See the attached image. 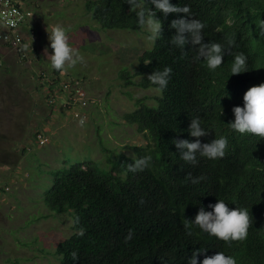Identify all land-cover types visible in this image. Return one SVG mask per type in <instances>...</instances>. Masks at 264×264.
Wrapping results in <instances>:
<instances>
[{
  "label": "trees",
  "instance_id": "obj_1",
  "mask_svg": "<svg viewBox=\"0 0 264 264\" xmlns=\"http://www.w3.org/2000/svg\"><path fill=\"white\" fill-rule=\"evenodd\" d=\"M188 6L189 19L204 24V42L234 43L222 65L210 71L204 62L194 59L192 46L185 50L170 43L175 30L173 19L186 14L153 11L151 0H86L85 9L101 29L137 30L138 14L155 19L162 32L151 49L137 60V85L154 88L148 80L155 70L171 68L167 87L156 97L155 105L138 101L133 111L125 113L127 123L145 133L148 144L133 147L134 156L121 154L108 159L109 168L95 162L64 165L52 171L54 182L44 194L45 207L55 213L73 211L70 237L61 242L57 253L61 264H186L195 250L198 264L205 256L224 252L237 264H264V139L234 132L228 123L234 119L232 108L243 106V94L264 82V0H171ZM243 53L248 70L231 74L234 55ZM54 71L53 85L60 79ZM132 83L127 69L119 74ZM128 75V77H127ZM73 78V77H66ZM127 78V79H126ZM53 88V87H52ZM192 118H199L209 131L201 143L221 136L228 141L223 158L209 160L197 154L196 163L180 159L172 143L191 137L188 128ZM150 155L152 165L143 172L130 173L132 158ZM189 176L200 178L192 184ZM223 199L229 208L248 210L250 225L246 239L230 243L209 236L198 228L188 235L185 219H194L203 206ZM78 220V224L74 221ZM83 236L75 235L78 228ZM129 229L133 238L125 242ZM78 259H71V252Z\"/></svg>",
  "mask_w": 264,
  "mask_h": 264
},
{
  "label": "rangeland",
  "instance_id": "obj_2",
  "mask_svg": "<svg viewBox=\"0 0 264 264\" xmlns=\"http://www.w3.org/2000/svg\"><path fill=\"white\" fill-rule=\"evenodd\" d=\"M85 1L27 2L33 12L31 19L36 31L33 47L39 48L46 65L50 63L45 49L51 52L47 27L50 29L57 24L66 29L69 44L84 57L83 64L58 75L63 82L69 79L66 77L80 81L83 94L80 100L86 102L82 108L87 115L81 126L71 112H67L65 127L59 129L58 135L49 143L43 137L45 142L39 143L40 148L34 147L22 161L21 157L16 160L10 157L12 162L10 158L3 157L9 165L11 163L10 168L20 170L25 180L12 185V188L4 187L8 193L6 201L0 206V264H61L62 256L57 253V247L72 234L74 213L70 209L63 213L51 212L42 201L53 185L54 169L89 161L109 168V158L115 160L121 154L132 157L135 155L133 147L148 144L145 133L127 123L124 114L133 111L138 101L155 105L156 97L160 96L154 88L139 87L140 77L134 75L139 55L151 49L155 40L150 38L149 19L137 30H104L85 9ZM24 42L26 49V37ZM5 46L0 42V55L5 58V68L17 75L22 72L27 74L32 80L29 86L41 83L43 88L40 91L35 89L37 100H43L48 94L52 97L49 86L54 75L44 67L36 68V56L28 49L30 44L23 58L14 49L6 47L18 55L15 56L18 61L13 55L6 56L8 49ZM32 61L33 70L30 66ZM124 69L128 70L132 83L128 84L127 80L120 78L119 74ZM13 81L15 77L0 75V98L9 95L5 87L12 86ZM59 95L56 93V97ZM24 181L25 184H22Z\"/></svg>",
  "mask_w": 264,
  "mask_h": 264
},
{
  "label": "clouds",
  "instance_id": "obj_3",
  "mask_svg": "<svg viewBox=\"0 0 264 264\" xmlns=\"http://www.w3.org/2000/svg\"><path fill=\"white\" fill-rule=\"evenodd\" d=\"M134 3V0H128ZM153 11L149 13L151 17H156V13L160 12L164 16L168 14H186L173 19L170 23V28L175 30L171 36L170 43L175 47L185 50L186 45H191L194 51V59L204 62L208 70L214 71L222 65L223 56L228 53L233 46V41L228 39L225 44L217 42H204L202 30L204 24L197 19H189L188 14L190 9L188 6L180 7L177 4L171 3V0H151ZM144 13L138 14L139 24H145ZM147 25L151 32V39H156L162 32V26L155 19H149ZM261 31L264 32V22L260 25ZM47 39L48 47L51 49L49 53L45 49L50 68L57 72H64L68 69H74L77 65L84 63V57L73 46L69 44V36L66 29L62 25H55L48 29ZM248 70L247 58L243 53L236 54L233 57L230 72L231 74H240ZM171 68L164 67L162 70H155L148 75V80L152 85L157 87V91L163 92L167 87L170 79ZM243 106H234L232 113L234 119L228 123V126L234 132L241 135L257 137L258 141L264 139V82L249 87L242 97ZM85 120L81 118L79 124L83 126ZM188 133L191 137L197 138L195 141L188 139H175L172 143L178 150L179 157L186 163L195 164L197 154L209 160L223 158L225 150L228 146V141L225 137L213 139L208 143H201V137L208 134L209 131L202 127L199 118H192ZM152 165V157L150 155L132 158V163H127V171L130 173L143 172L149 169ZM192 184L199 183L200 178H192L189 176ZM210 211L205 210L203 206L199 208L194 219H185L184 229L188 235L192 234L193 228H198L201 232L207 233L209 236H214L219 240L230 243L233 241H242L248 235L250 225V217L248 210L240 207L229 208L228 204L223 199H217L214 204H209ZM78 224V220L74 221ZM77 236L84 235V229L78 228L75 232ZM133 238V231L129 229L125 236V242ZM204 251V250H203ZM195 250L192 255L187 258L186 264H198L197 253L203 252ZM71 259L76 261L78 253L71 252ZM199 264H237L236 259L231 255H226L224 252H216L214 255L205 256Z\"/></svg>",
  "mask_w": 264,
  "mask_h": 264
},
{
  "label": "crops",
  "instance_id": "obj_4",
  "mask_svg": "<svg viewBox=\"0 0 264 264\" xmlns=\"http://www.w3.org/2000/svg\"><path fill=\"white\" fill-rule=\"evenodd\" d=\"M28 1L32 0H23V5L31 10L27 5ZM34 29L33 20L30 19L24 30L26 43L28 44L26 49L30 44L28 49L29 52L36 56L34 59L37 63L36 68L44 67V70L54 74L55 70H52L50 65L45 64L47 61L39 51V48L33 47L35 44L33 34L36 32ZM9 55H13L14 59L18 56L8 49L6 56L8 57ZM2 56L1 54L0 75L3 77H15V81H13L12 86L5 87L9 95L0 98V206L7 199L6 195L8 192L6 193L4 187L12 188V185L20 184V181L25 180L22 178L20 170L15 169V167L10 168L11 163L9 165V161L5 158L3 160V157H11L15 158V160L21 157L22 161L28 153L34 150V147L40 148L37 139L39 134L46 138L48 143L52 141V138L58 135L59 129L65 127L64 116L69 112L65 95L60 91H56L53 97L48 94V97H44L43 100H37L35 89L40 91L43 88L42 84L29 86L28 84L32 80L27 74L22 72L17 75L14 72H10L5 68L6 62ZM17 61L16 64L19 65ZM33 61L30 64L32 66L31 70H33ZM45 90L47 89L45 88ZM56 93L60 95L56 97ZM11 158L10 162H12ZM22 184H25V181Z\"/></svg>",
  "mask_w": 264,
  "mask_h": 264
},
{
  "label": "built area",
  "instance_id": "obj_5",
  "mask_svg": "<svg viewBox=\"0 0 264 264\" xmlns=\"http://www.w3.org/2000/svg\"><path fill=\"white\" fill-rule=\"evenodd\" d=\"M32 15V11L23 5V0H0V42L14 49L21 58L24 57L26 50L24 47V30ZM55 78L60 79V81L57 85H53V80L50 83L52 95L54 96L56 91L62 92L66 98V106L73 117L78 121L81 118L85 120L87 114L82 107L86 102L83 99L80 100L83 95L79 85L80 81L69 78L63 82L59 75ZM37 139L40 144L45 142L41 134Z\"/></svg>",
  "mask_w": 264,
  "mask_h": 264
}]
</instances>
